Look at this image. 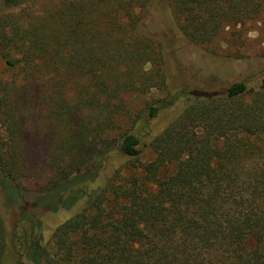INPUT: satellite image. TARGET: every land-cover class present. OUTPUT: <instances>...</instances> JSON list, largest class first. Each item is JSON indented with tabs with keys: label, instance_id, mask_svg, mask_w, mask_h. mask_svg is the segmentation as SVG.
Wrapping results in <instances>:
<instances>
[{
	"label": "trees",
	"instance_id": "trees-1",
	"mask_svg": "<svg viewBox=\"0 0 264 264\" xmlns=\"http://www.w3.org/2000/svg\"><path fill=\"white\" fill-rule=\"evenodd\" d=\"M168 1L184 39L228 59L264 17V0ZM153 2L61 0L13 35L0 29L2 57L24 74L0 80V186L22 201L21 264H264V81L183 87L140 119L128 99L167 88L163 45L141 26ZM40 110L49 130L35 139L25 124ZM65 208L43 241L38 212ZM6 238L0 212V264Z\"/></svg>",
	"mask_w": 264,
	"mask_h": 264
},
{
	"label": "rangeland",
	"instance_id": "rangeland-1",
	"mask_svg": "<svg viewBox=\"0 0 264 264\" xmlns=\"http://www.w3.org/2000/svg\"><path fill=\"white\" fill-rule=\"evenodd\" d=\"M61 0H0V29L8 35H13L14 30L18 31L19 25L24 27L42 20ZM174 9L168 0H154L150 7L148 16L143 22V29L152 35L156 40L161 41L164 51V69L167 77V88L163 90H151L148 93L130 97L128 108L140 115V119L146 117V106L153 104L155 99L164 97L167 93H174L181 88L198 89H219L232 82L246 80L250 87L258 86L264 81V17L252 27L248 34V41L245 46V56L238 59H228L221 56L208 55L198 45H193L184 39L174 28ZM10 54L18 57V48L9 47ZM23 72L18 65L9 66L1 55L0 48V80L14 83L18 86L23 80ZM29 105L23 106L26 115H30ZM42 110V109H41ZM39 111L35 127L25 124L27 130L33 132L34 138L39 139L46 135L49 130L43 114ZM179 110L175 107L167 108L151 120V131L163 128L173 119ZM125 125V123H123ZM122 124V125H123ZM148 126V124H147ZM48 129V130H47ZM141 132L144 135V130ZM143 138V137H141ZM151 151L142 154L141 159L145 161L150 158ZM25 193L29 203L34 200L36 191L39 188L37 178L25 181ZM4 188L0 186V212L2 214L6 234L7 251L4 264H21L19 237L23 229L19 224V205L21 199L18 193L8 202L4 199ZM72 210L59 209L56 212H38L42 220L44 239L50 235L51 228ZM28 227V226H27ZM28 229V228H26ZM23 233V232H22ZM36 233V232H35ZM25 234V233H24ZM28 234V231L26 232ZM43 241L40 243L43 244ZM38 264H44L39 262Z\"/></svg>",
	"mask_w": 264,
	"mask_h": 264
}]
</instances>
